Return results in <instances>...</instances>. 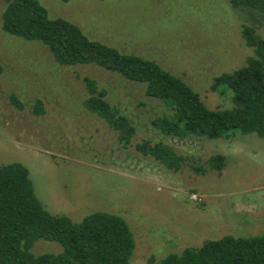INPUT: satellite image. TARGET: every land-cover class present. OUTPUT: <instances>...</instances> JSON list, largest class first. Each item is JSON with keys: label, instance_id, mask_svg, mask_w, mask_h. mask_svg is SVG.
I'll list each match as a JSON object with an SVG mask.
<instances>
[{"label": "rangeland", "instance_id": "rangeland-1", "mask_svg": "<svg viewBox=\"0 0 264 264\" xmlns=\"http://www.w3.org/2000/svg\"><path fill=\"white\" fill-rule=\"evenodd\" d=\"M40 2L51 17L77 25L89 39L180 77L210 110L232 107L230 94L210 90L213 79L254 56L242 26L264 30V15L233 8L229 0ZM4 7L0 0V166L24 165L49 213L73 222L94 212L122 217L135 241L130 264H157L168 254L224 236L264 233V138L238 131L217 140L161 135L151 120L169 111L147 97L143 85L92 65L59 66L42 44L1 30ZM85 76L107 91V100L134 126L127 148L83 108ZM12 94L21 110L11 104ZM36 100L42 115L33 111ZM143 140L171 146L183 158L181 169L168 170L138 153L134 145ZM215 154L226 158L220 173L208 166ZM61 250L58 243L40 240L31 252Z\"/></svg>", "mask_w": 264, "mask_h": 264}, {"label": "trees", "instance_id": "trees-1", "mask_svg": "<svg viewBox=\"0 0 264 264\" xmlns=\"http://www.w3.org/2000/svg\"><path fill=\"white\" fill-rule=\"evenodd\" d=\"M233 8H250L264 15V0H229ZM1 30L25 41L45 46L55 62L64 68L96 66L127 81L144 86L145 95L160 101L169 111L151 120L161 135L178 140L228 139L239 134L264 138V30L243 25L241 36L253 50L242 67L213 79L212 92L231 95L232 107L210 110L180 77L154 61L126 54L102 42L89 39L70 21L51 17L40 0H5ZM86 98L83 108L117 133L121 147L131 145L135 128L106 98L95 79L83 77ZM11 104L21 110L14 94ZM33 111L43 114L41 101ZM134 149L178 172L183 158L171 146L143 140ZM226 165L223 155L208 159L211 170L220 173ZM58 243L60 253L34 256L31 249L40 241ZM135 241L128 223L120 216L94 212L80 222L49 213L37 198L28 169L20 163L0 166V264H130ZM157 264H264V233L254 237L224 236L201 247H187L168 254Z\"/></svg>", "mask_w": 264, "mask_h": 264}, {"label": "built area", "instance_id": "built-area-1", "mask_svg": "<svg viewBox=\"0 0 264 264\" xmlns=\"http://www.w3.org/2000/svg\"><path fill=\"white\" fill-rule=\"evenodd\" d=\"M195 198V197H194ZM195 199H197V198H195Z\"/></svg>", "mask_w": 264, "mask_h": 264}]
</instances>
